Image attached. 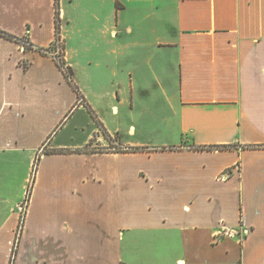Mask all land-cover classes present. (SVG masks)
Here are the masks:
<instances>
[{"label":"crops","instance_id":"crops-1","mask_svg":"<svg viewBox=\"0 0 264 264\" xmlns=\"http://www.w3.org/2000/svg\"><path fill=\"white\" fill-rule=\"evenodd\" d=\"M0 31L81 90L0 37V264L21 220L11 264H264V0H0Z\"/></svg>","mask_w":264,"mask_h":264},{"label":"trees","instance_id":"trees-1","mask_svg":"<svg viewBox=\"0 0 264 264\" xmlns=\"http://www.w3.org/2000/svg\"><path fill=\"white\" fill-rule=\"evenodd\" d=\"M57 17V16H56ZM55 25H56V31L58 30V25H57V19L55 20ZM0 37L8 40V41H12V42H15L17 44H19L20 46H23V50L24 52L25 51H33L35 50L36 52L40 53V54H45V52H48L50 48L46 49V50H37V49H33L32 45L28 42V40H26V38H16L14 36H11V35H8L2 31H0ZM59 36L56 37V42L58 40ZM23 44V45H22ZM24 66V65H23ZM57 66L59 67V69L61 70V72L63 73L64 75V78L65 80L68 82V84L75 90V92L77 93L78 95V100L81 98V95L79 94L76 86L74 85L73 81H72V78H71V72H70V69L65 65V62L62 60V61H59L57 62ZM26 67V66H24ZM218 149L220 147H210L208 149ZM203 149V148H202ZM23 213V212H22ZM22 221H20V224L18 226V229L16 231V237H15V241H14V245H13V249H12V257H11V260H10V264L12 263V260L15 256V253H16V248H17V245H18V240H19V236H20V228H21V225H22Z\"/></svg>","mask_w":264,"mask_h":264},{"label":"rangeland","instance_id":"rangeland-1","mask_svg":"<svg viewBox=\"0 0 264 264\" xmlns=\"http://www.w3.org/2000/svg\"><path fill=\"white\" fill-rule=\"evenodd\" d=\"M82 33H83V28L82 27L72 28V27L65 26V34L67 35V37L70 40V47L72 49H76V47H75L76 40L79 43V45L77 47V55H78V57L75 58V59H77V63H79V67H78V71L79 72H81V64H82V44L80 43L81 40H82ZM57 44L61 45V43L58 42V43L54 44L53 48H55L56 50L59 49V55H61V51H60L59 45H57ZM75 86H76L77 90L79 92H81L79 86H77L76 84H75ZM106 149L113 150V149H118V147L116 145H113V144L110 143V146H108Z\"/></svg>","mask_w":264,"mask_h":264},{"label":"built area","instance_id":"built-area-1","mask_svg":"<svg viewBox=\"0 0 264 264\" xmlns=\"http://www.w3.org/2000/svg\"><path fill=\"white\" fill-rule=\"evenodd\" d=\"M23 45V44H22ZM24 47L22 46V49ZM45 54H49L51 55L55 60L56 62H59V61H62L63 59H61V56L59 55V49L58 50H54L53 52H45ZM58 56V57H57ZM27 200L24 201V203L21 205V214L23 215L22 212H24V208H25V204H26ZM219 236H225V237H235V236H238L240 239L244 236V232H242L241 230H239L238 232L237 231H232V230H226L225 228H222L220 230V232L218 233Z\"/></svg>","mask_w":264,"mask_h":264}]
</instances>
